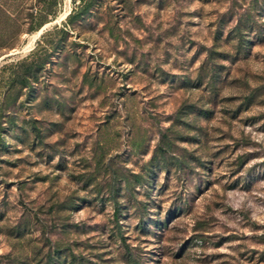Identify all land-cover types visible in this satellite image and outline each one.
<instances>
[{"label": "rangeland", "instance_id": "obj_1", "mask_svg": "<svg viewBox=\"0 0 264 264\" xmlns=\"http://www.w3.org/2000/svg\"><path fill=\"white\" fill-rule=\"evenodd\" d=\"M81 4L0 0V264H264V0Z\"/></svg>", "mask_w": 264, "mask_h": 264}, {"label": "trees", "instance_id": "obj_2", "mask_svg": "<svg viewBox=\"0 0 264 264\" xmlns=\"http://www.w3.org/2000/svg\"><path fill=\"white\" fill-rule=\"evenodd\" d=\"M89 1H90V0H81V2H82V4H81V5H82V6H81V9H84V8L88 5ZM14 8H15V11H16V15H15V18H13V19H14V23H15L16 27L18 28V27H19L18 25H20V24H19V16L22 14V12H23L24 10H23V8H22L20 5H15ZM41 25H42V24H40V25L37 27V29H39V28L41 27ZM39 67H40V66H38L37 69H38Z\"/></svg>", "mask_w": 264, "mask_h": 264}, {"label": "bare ground", "instance_id": "obj_3", "mask_svg": "<svg viewBox=\"0 0 264 264\" xmlns=\"http://www.w3.org/2000/svg\"><path fill=\"white\" fill-rule=\"evenodd\" d=\"M65 15H66V14H65ZM65 15H62L61 18H63ZM38 35H39V33H37V34L35 35V37L38 36ZM31 43H32V42H31Z\"/></svg>", "mask_w": 264, "mask_h": 264}, {"label": "water", "instance_id": "obj_4", "mask_svg": "<svg viewBox=\"0 0 264 264\" xmlns=\"http://www.w3.org/2000/svg\"><path fill=\"white\" fill-rule=\"evenodd\" d=\"M43 30H44V28L40 30L39 35L42 33Z\"/></svg>", "mask_w": 264, "mask_h": 264}]
</instances>
